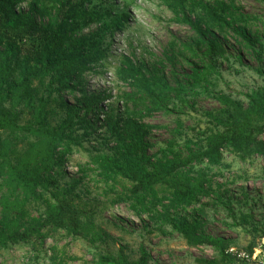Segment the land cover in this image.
<instances>
[{
  "label": "trees",
  "instance_id": "obj_1",
  "mask_svg": "<svg viewBox=\"0 0 264 264\" xmlns=\"http://www.w3.org/2000/svg\"><path fill=\"white\" fill-rule=\"evenodd\" d=\"M160 1L199 38L246 24L236 14L239 0ZM24 2L0 0V251L30 246L31 259L38 263L47 253L45 243L60 233L87 242L110 239L97 227L96 213L80 203L79 182H63L69 158L100 132L92 117L103 112L106 98L87 95L86 74L87 78L102 77L112 70L118 81L130 84L142 97L126 100L125 115L113 120L106 115L110 137L128 138L124 150L116 155L95 150L90 156L103 181L124 186L114 203L127 204L138 217L163 212L164 226L189 247H211L218 252L219 259L207 264H248L228 253L229 243L201 233V224L187 213L202 199L236 185L238 178L230 182L227 178L222 184L215 181L225 178L223 172L232 171L224 153L242 163L256 158L264 161V87L247 93L243 100L215 95L220 107L206 112V123L192 128L181 146L185 155L164 156L150 163L138 154L145 151L149 128L141 123L143 113H129V105L145 104V115L168 113L174 99L183 100L182 94L191 92L195 98L208 93L215 69L195 66L185 78L188 90L173 89L159 77H146L127 58L117 67L107 62L112 49L107 40L125 28L127 9L116 12L97 0H42L43 11L53 14L50 23L41 27L33 18L34 7L21 11ZM92 28L95 31L85 35ZM208 46L207 57L214 50L222 51L216 43ZM189 51L198 57L193 48ZM65 94L75 103L65 102ZM253 230L252 242L245 249L249 253L257 238L264 237V227ZM56 250L50 248L49 264H60L55 261ZM150 262L145 250L133 261L121 246L117 255L97 257V264Z\"/></svg>",
  "mask_w": 264,
  "mask_h": 264
},
{
  "label": "rangeland",
  "instance_id": "obj_2",
  "mask_svg": "<svg viewBox=\"0 0 264 264\" xmlns=\"http://www.w3.org/2000/svg\"><path fill=\"white\" fill-rule=\"evenodd\" d=\"M41 2L26 0L21 11L29 12L34 7L33 18L42 27L50 23L53 13L43 11ZM97 2L116 12L124 9L129 12L123 31L107 40L112 43L107 59L111 67L119 66L127 58L135 67L142 69L146 77H159L171 88L183 86L185 90H188L185 78L195 66L205 64L215 69L208 93L194 98L191 92H186L182 94V101L173 100L168 113L145 115V104L129 105V113H143L141 123L149 128L144 138L145 151L138 154L145 160L149 159L150 163L164 156L185 155L181 146L192 134V128L206 123V112L219 109L215 95L224 94L243 100L247 93L264 87V0H239L236 14L245 18L246 24L239 23L224 31L216 30L205 38H199L188 25L180 22L181 18H175L160 0ZM93 31L95 28L84 33L88 35ZM211 42L218 44L222 51L214 50L207 57ZM189 48H193L198 57L192 56ZM111 71L102 77L87 78L89 74H86L85 79L89 81L85 90L87 95L104 94L106 98L101 104L103 112L96 119L92 117L100 132L90 137L83 148H77L69 158L63 182H79L76 193L80 203L96 213L97 227L110 239L87 242L72 240L60 233L45 243L43 249L47 253L38 263L31 259L32 248L23 246L0 251V264H49L47 258L53 246L57 249L55 261L60 264H97L100 254L117 255L119 246L133 261L145 250L151 257L150 264H207L219 259L218 252L211 247H189L180 235L164 226L163 212L138 217L127 204L114 203L124 186L103 181L90 156L95 150L110 155L124 150L123 143L128 144V138L113 140L110 137L105 127L106 115L112 120L123 116L127 113L126 100L129 97L141 100L142 97L130 84L118 81ZM64 100L75 103L70 94H65ZM224 159L232 171L223 172L225 178L215 181L222 184L227 178V182L238 178L236 185L202 199L187 214L201 224V233L224 240L229 243V249L245 250L252 242L253 228L264 227V161L256 158L253 162L242 163L228 153H224ZM34 216L37 217V213ZM248 223H252L251 227ZM262 238H257L256 244Z\"/></svg>",
  "mask_w": 264,
  "mask_h": 264
},
{
  "label": "built area",
  "instance_id": "obj_3",
  "mask_svg": "<svg viewBox=\"0 0 264 264\" xmlns=\"http://www.w3.org/2000/svg\"><path fill=\"white\" fill-rule=\"evenodd\" d=\"M228 253L248 264H264V237L259 241L256 247H254L251 253L245 250H236L234 248H230Z\"/></svg>",
  "mask_w": 264,
  "mask_h": 264
}]
</instances>
